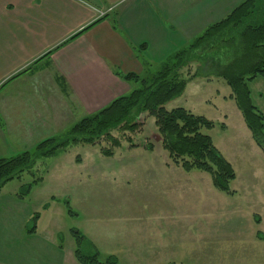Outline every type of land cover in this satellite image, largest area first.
Instances as JSON below:
<instances>
[{"label": "crops", "instance_id": "1", "mask_svg": "<svg viewBox=\"0 0 264 264\" xmlns=\"http://www.w3.org/2000/svg\"><path fill=\"white\" fill-rule=\"evenodd\" d=\"M241 1L0 0V158H6L14 145L18 150L33 147L80 117L128 94L132 85L117 71L148 75L159 61L186 46ZM86 27L89 28L84 30ZM234 110L235 123L248 128L238 106ZM225 116L227 121L229 115ZM151 153L162 159L157 162L159 168L168 165L167 169L176 172L177 179L185 185L177 191L180 199L176 208H171L169 220L175 221L177 211L188 222L186 191L190 185L199 190V180L206 179L205 173L184 171L172 162L164 148ZM190 176L197 181L192 183ZM258 197L262 195H253L255 200ZM167 198L171 197L167 194ZM152 199L150 206L155 212L131 216L135 222L131 229H137L133 233L123 225L117 238L103 231L98 235L101 228L89 229L88 237L101 256L116 253L120 255L118 260L126 263L168 264L163 255L173 246V236L167 219L162 218L168 209L162 208L163 200ZM193 202L205 216L204 199L197 197ZM258 216L262 234L252 235L253 246L248 235L246 241L250 245L246 247L249 252L258 242L264 256V217ZM12 221L0 211V264H48L45 260L50 257L49 264H80L75 250L74 255L69 252L62 256L60 249L37 246L29 251L27 247L12 245L17 240L13 230H7ZM32 230L33 234L27 232L37 236L36 229ZM129 232L140 238L135 239ZM114 244H119L117 252H107L114 249ZM141 258L146 262H139Z\"/></svg>", "mask_w": 264, "mask_h": 264}, {"label": "rangeland", "instance_id": "2", "mask_svg": "<svg viewBox=\"0 0 264 264\" xmlns=\"http://www.w3.org/2000/svg\"><path fill=\"white\" fill-rule=\"evenodd\" d=\"M169 57L154 65L152 72L159 71ZM196 68L197 64L185 68L184 75H193ZM250 88L253 102L264 113V78L258 76ZM231 94L232 88L225 79L214 77L208 80L197 75L188 82L184 93L169 101L166 108L184 107L214 121L212 128L203 131L212 137L236 171L237 178L231 182L233 193L217 189L212 176L204 172L206 179L199 180V190L190 184L185 190L189 221L177 211L175 221L169 220L171 208H176L180 199L177 191L183 190L185 185L177 179L176 172L167 169L168 165L159 168L157 162L162 159L151 152L164 148L161 147L162 138L155 117L144 113L139 117V128L135 131L120 128L110 133L119 146L108 137L101 138L95 145L73 143L58 149L54 155L37 158L31 171H24L20 177L7 182L0 192V211L8 219H13L7 229L13 230L14 238H17L12 245L27 247L29 251L33 247L45 246L60 249L62 256H68L69 252L74 255V230L88 237L89 229L101 228L98 235L103 231L109 237L114 234L117 238L123 225L133 233L137 229H131L135 224L131 216H148L155 212L150 204L156 197L164 201L165 204L160 201L162 208L168 209L162 218L167 219L173 236V246L163 255L168 264H259L257 261L264 264L263 250L258 242L252 249L250 247L249 252L246 247L250 245L246 241L248 235L253 246L255 238L252 235L261 233L258 215L264 217V207L260 206L261 203L264 206V151L257 146L245 124L241 128L235 123L237 104ZM226 114L229 115L227 121ZM36 145L25 150H18L14 145L6 158L26 150L34 151ZM190 180L192 183L197 181L193 176ZM28 185H31L30 191L26 190ZM167 194L171 198L166 199ZM253 195L262 197L255 200ZM197 197L204 199L206 217L195 207L193 201ZM35 226L37 236L28 233ZM131 233L135 239L140 238ZM119 244H114V249L107 252H117ZM109 255H102V260ZM118 255L114 254L117 258ZM45 262L51 263L52 258ZM139 262L146 261L141 258ZM8 263H11L10 259ZM119 263L133 264L121 260Z\"/></svg>", "mask_w": 264, "mask_h": 264}, {"label": "trees", "instance_id": "3", "mask_svg": "<svg viewBox=\"0 0 264 264\" xmlns=\"http://www.w3.org/2000/svg\"><path fill=\"white\" fill-rule=\"evenodd\" d=\"M193 64H197L196 71L185 76L184 69ZM117 74L131 83L132 90L128 94L83 117L66 132L40 141L34 151L26 150L17 156L0 158V191L10 180L20 177L24 171H31L37 158L54 155L58 149L70 144L95 145L101 138L108 137L119 146L110 133L120 128L135 131L139 128V117L148 113L155 117L163 147L174 163L189 172L209 173L217 189L233 193L231 182L236 179V171L212 137L203 131L212 128L214 121L184 107L169 110L166 104L181 96L188 82L197 75L209 79L223 78L232 88L231 97L241 110L254 140L264 150V113L253 102L250 88L258 76L264 78L262 0L241 1L224 18L210 24L186 46L174 52L156 73L140 76L134 72L117 71ZM106 152L111 154L112 150L106 149ZM26 190L30 191L31 185ZM73 234L75 255L80 264H120L114 255L102 260L96 245L79 230H74Z\"/></svg>", "mask_w": 264, "mask_h": 264}]
</instances>
